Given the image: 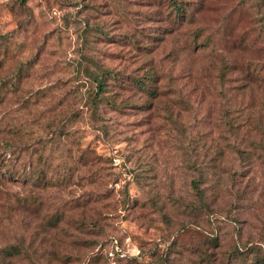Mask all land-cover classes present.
<instances>
[{
    "label": "rangeland",
    "instance_id": "374dc122",
    "mask_svg": "<svg viewBox=\"0 0 264 264\" xmlns=\"http://www.w3.org/2000/svg\"><path fill=\"white\" fill-rule=\"evenodd\" d=\"M181 1L183 17L171 0H0V264L264 258V0ZM83 18L106 35L83 42ZM86 58L151 69L155 97L126 85L137 105L118 111L59 103L56 77ZM212 164L235 184L215 215L189 182ZM113 241L140 256L109 258Z\"/></svg>",
    "mask_w": 264,
    "mask_h": 264
},
{
    "label": "trees",
    "instance_id": "16d2710c",
    "mask_svg": "<svg viewBox=\"0 0 264 264\" xmlns=\"http://www.w3.org/2000/svg\"><path fill=\"white\" fill-rule=\"evenodd\" d=\"M171 2L173 10H175V15L183 17V14L181 13H185L186 8L182 6V1L171 0ZM92 26V24H89L87 22L86 18H83V33L85 34L83 42L90 40V36H92L91 33L93 31H98L101 34L106 35V32L102 26L97 25L99 29L91 28ZM80 55L81 57H84L83 54ZM84 60L85 63L78 61L73 65V78L69 79L68 76L66 78H62V75L65 74H62L61 76L57 74L58 76L56 77V80L57 82H60L59 87H63L61 95L58 98L60 99L59 103H63V105H65L64 102L68 101L69 99L79 100L82 101V103L84 101L85 105L89 107L90 114L96 113L98 111L97 108H100L102 106H107L114 111H118V109H121L122 107L137 105L132 102H127V99L119 98V95H117V90H120L121 87H126V85L130 86V88L134 87L138 90V93H142L149 98L155 97L156 91L153 87H155L154 85L156 82V75L151 69H144L139 74V76H134L132 74H126L116 69L108 68L106 66H103L102 64H97L96 62H92L89 58H86ZM56 63L58 66L64 64V62ZM83 86H85L84 89ZM61 100L63 102H61ZM241 122L246 123L245 119ZM55 126L56 125H54V127ZM53 129L50 130L49 137L52 136V138H50L49 140L54 139L55 134ZM230 132L231 134H234L233 126ZM232 148L234 150L235 157L239 166L244 162H247L248 165L251 163V155L245 152L244 148L238 146L237 144H234ZM36 161H38V157L35 159V162ZM209 170L211 179L199 176L196 179H191L189 182L193 189L195 199L198 202V208L207 209L208 214L215 215L216 213H214V211L210 209V202L218 197V193L215 192H227L229 190V187L235 186V184H233V181L232 183H229V175H224V172H219L218 165H210ZM208 181L213 182V188L211 189L210 193H208L210 188L206 184ZM139 256L140 251L138 255L126 258L134 259ZM263 261L264 258L256 257L248 264H261Z\"/></svg>",
    "mask_w": 264,
    "mask_h": 264
},
{
    "label": "built area",
    "instance_id": "2783aa9c",
    "mask_svg": "<svg viewBox=\"0 0 264 264\" xmlns=\"http://www.w3.org/2000/svg\"><path fill=\"white\" fill-rule=\"evenodd\" d=\"M138 253V248L135 245L130 244L129 242H126L124 248L122 249L116 245V241H113V246L110 250L107 251V256L109 258H113L116 256L120 258H126L136 256L138 255Z\"/></svg>",
    "mask_w": 264,
    "mask_h": 264
}]
</instances>
